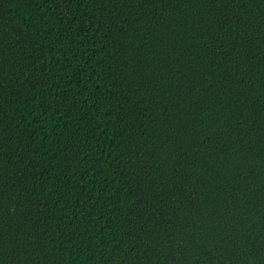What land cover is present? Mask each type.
<instances>
[{
    "label": "trees",
    "instance_id": "1",
    "mask_svg": "<svg viewBox=\"0 0 264 264\" xmlns=\"http://www.w3.org/2000/svg\"><path fill=\"white\" fill-rule=\"evenodd\" d=\"M0 264H264V0H0Z\"/></svg>",
    "mask_w": 264,
    "mask_h": 264
}]
</instances>
